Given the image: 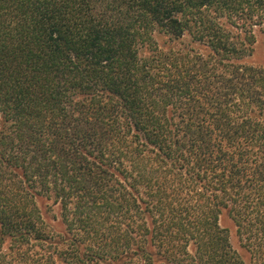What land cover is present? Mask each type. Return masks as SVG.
<instances>
[{
	"label": "trees",
	"instance_id": "1",
	"mask_svg": "<svg viewBox=\"0 0 264 264\" xmlns=\"http://www.w3.org/2000/svg\"><path fill=\"white\" fill-rule=\"evenodd\" d=\"M259 37L264 0H0V264H264Z\"/></svg>",
	"mask_w": 264,
	"mask_h": 264
},
{
	"label": "rangeland",
	"instance_id": "2",
	"mask_svg": "<svg viewBox=\"0 0 264 264\" xmlns=\"http://www.w3.org/2000/svg\"><path fill=\"white\" fill-rule=\"evenodd\" d=\"M250 61L255 66L264 67V43H263V39L261 37H259L258 43L256 44V47H255V56ZM40 206H41V202H40ZM44 212L47 215V211L45 208H44ZM56 216H58L57 208H53V211L49 212L47 215V217L49 219L51 218L50 220H53L52 218H54ZM220 222H221L220 225L223 228H226L228 230V234H229L232 246L237 251H240L243 254H245L244 251L241 249V246H240L241 243H240V239H239L237 232H236V227L226 213H224L221 216ZM55 224H56V222H55ZM245 257L247 258L246 254H245Z\"/></svg>",
	"mask_w": 264,
	"mask_h": 264
}]
</instances>
